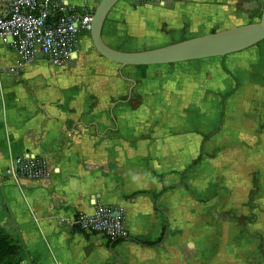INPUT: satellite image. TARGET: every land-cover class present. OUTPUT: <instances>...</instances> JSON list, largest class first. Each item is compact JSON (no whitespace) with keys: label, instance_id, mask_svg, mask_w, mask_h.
Masks as SVG:
<instances>
[{"label":"crops","instance_id":"0c3cea01","mask_svg":"<svg viewBox=\"0 0 264 264\" xmlns=\"http://www.w3.org/2000/svg\"><path fill=\"white\" fill-rule=\"evenodd\" d=\"M69 1L89 10L100 2ZM233 1L119 0L102 36L128 51L246 24L249 15L236 13ZM89 39L80 36L71 60L56 68L78 74L89 68L78 63ZM98 58L110 70L89 72L95 75L89 84H75L81 92L52 94L39 83L42 65L53 66L46 58L20 67L18 51L0 46L7 69L0 73V226L23 248V264H175V251L183 253L174 237L176 188L203 203L207 196L226 198L214 201L222 213L230 212L226 201L234 197L229 220L242 229L238 249L247 251L248 264H264V43L174 63L167 80L138 78L140 66ZM94 83L111 90L98 93ZM26 153L45 158L47 176L21 186L4 179L10 157ZM175 159H194L189 169L211 159L221 174L192 189L188 167L175 169ZM99 204L125 210L122 241L73 224L77 213Z\"/></svg>","mask_w":264,"mask_h":264},{"label":"rangeland","instance_id":"374dc122","mask_svg":"<svg viewBox=\"0 0 264 264\" xmlns=\"http://www.w3.org/2000/svg\"><path fill=\"white\" fill-rule=\"evenodd\" d=\"M230 1L232 0H229V2ZM260 2L262 3V6H260L255 0H234L233 6L235 7L236 13H238L240 10L247 12L249 18L247 17V20L245 22H247L246 24H248L252 22H258L260 20L262 8L264 6V0H260ZM163 30H165L164 27ZM183 39H185L183 36L179 40L173 37L167 44ZM261 43H264V41H262ZM167 44L162 45V43L157 42L152 45L153 47L143 44L133 47V49L131 48L127 50L134 51L150 49ZM92 55L94 56L92 57ZM98 56V51L94 47L90 36L88 42L84 44L82 55L80 56V60L78 62L80 65L89 67L83 70V73H85V75H83V73L80 74V72L78 74L75 69H71L69 66H66L67 68H56V66L54 67L50 65L51 67L48 68L46 65H42L41 72L38 74V77L40 78L39 83L42 84V88H44V91H49L52 94H68L81 92L80 88L78 86H75V84L77 85V83H80L82 81V83L84 84H89L90 80L92 81L95 77V75H92V73L89 74V72H95L100 69L104 70L105 68H107V70H110V68L104 66L106 63L104 62L105 60H103L102 58L99 59ZM174 67V63L148 66L142 65L138 68L142 71V74L137 75V77L142 78L150 75L166 77L167 75V77L164 78V80H167L171 76H173ZM100 81L102 80L100 79ZM93 89L102 94L105 93V91L109 92L111 90V87H109V85H104L103 83H94ZM182 134L184 135V138H181L186 139L187 134L180 133V135ZM175 138L177 142H180L178 140L179 136L175 135ZM193 160L194 159H175V169L177 168L178 170H181L188 167L186 171L188 172L186 180L188 181V185L192 189L193 187H206L207 183H213V180L217 179L221 174L218 170L219 167L214 165L215 163H213L211 159L207 161L208 163H203L200 161L202 163H200V166H192V168L189 169L188 165L190 164H187V162H194ZM220 197L221 196H207L208 200L204 201L203 203L200 202L199 197L195 196L193 192L190 193L182 188L175 189V235H172H174L175 241H178L175 242V245L181 243L183 245L179 246L182 247V250H180L183 251V253L179 251L176 253L175 251V264L251 263V257L247 258L249 260L246 259L248 263L245 262V259L243 257V254L246 255L247 251L244 250V252H242L241 249H238L236 238L240 237L242 229H239V227L235 226V220H229L230 218H235V211L233 210V208L237 204L234 201V197L230 198L229 200L227 199L226 201V204L228 203L230 207V212L227 213H222L219 210L220 207L218 206V204L214 202L217 198V202L219 204H222L223 200H226V198L223 197L222 200V197L221 199ZM178 203H180V205H177Z\"/></svg>","mask_w":264,"mask_h":264},{"label":"built area","instance_id":"2783aa9c","mask_svg":"<svg viewBox=\"0 0 264 264\" xmlns=\"http://www.w3.org/2000/svg\"><path fill=\"white\" fill-rule=\"evenodd\" d=\"M93 13L94 9L76 7L69 0H0V46L6 44L18 51L20 67L38 55L53 66H63L73 57L79 37L91 32ZM6 71L0 65V73ZM47 174L45 158L26 153L11 156L3 176L21 186L24 179L41 180ZM125 217L123 208L99 204L92 213H77L73 224L118 239L128 236Z\"/></svg>","mask_w":264,"mask_h":264},{"label":"water","instance_id":"95a60500","mask_svg":"<svg viewBox=\"0 0 264 264\" xmlns=\"http://www.w3.org/2000/svg\"><path fill=\"white\" fill-rule=\"evenodd\" d=\"M119 0H100L92 16L90 36L100 55L122 66L173 64L242 51L264 41V6L260 20L143 50L126 51L103 39L105 20Z\"/></svg>","mask_w":264,"mask_h":264},{"label":"trees","instance_id":"16d2710c","mask_svg":"<svg viewBox=\"0 0 264 264\" xmlns=\"http://www.w3.org/2000/svg\"><path fill=\"white\" fill-rule=\"evenodd\" d=\"M258 4L262 6V3L259 0H258ZM88 35H90V33ZM123 239L124 238H118V239L108 238V240H110L113 243L120 242ZM134 240L145 246L153 245L151 242L141 241L138 238ZM0 264H23V248L19 243H17L14 239H12L11 236L1 226H0Z\"/></svg>","mask_w":264,"mask_h":264}]
</instances>
